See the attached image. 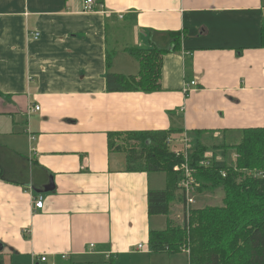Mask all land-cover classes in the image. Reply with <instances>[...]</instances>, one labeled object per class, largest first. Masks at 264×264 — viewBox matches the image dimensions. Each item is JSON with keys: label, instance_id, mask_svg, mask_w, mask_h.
<instances>
[{"label": "crops", "instance_id": "crops-1", "mask_svg": "<svg viewBox=\"0 0 264 264\" xmlns=\"http://www.w3.org/2000/svg\"><path fill=\"white\" fill-rule=\"evenodd\" d=\"M263 23L264 0H96L91 11L84 0H0L3 264L152 257L150 232L180 217L183 203L150 214L166 172L117 145L129 132L166 130L178 155L183 133L214 146L263 127ZM168 32L181 33L180 46ZM153 47L168 49L159 90L108 89V73L139 74L131 49ZM111 133H121L113 146ZM50 177L55 189L45 191Z\"/></svg>", "mask_w": 264, "mask_h": 264}, {"label": "trees", "instance_id": "trees-1", "mask_svg": "<svg viewBox=\"0 0 264 264\" xmlns=\"http://www.w3.org/2000/svg\"><path fill=\"white\" fill-rule=\"evenodd\" d=\"M168 34L173 37L175 48L180 46L181 33ZM261 39L264 46V23ZM167 50L160 47L131 49L140 62L139 74L108 73V89L159 90L162 56ZM202 133L196 131L197 135ZM241 133L236 144L224 139L221 144L207 146L199 138L195 139L189 162L196 169L194 176L200 183L196 193L223 188L222 204L193 207L189 219L184 216L182 227L168 218L165 229L150 232L152 252L184 251L189 264H264V126L247 128ZM119 136L121 133L110 134L112 146L116 144L113 139ZM169 136L166 130L129 132L125 144L117 145L128 151L131 162L139 161V165L149 171L166 172V188L149 193L150 214L169 215L173 201H185L180 187L181 169L175 166L182 163L184 157L170 151ZM132 139L138 143L131 144ZM210 149L214 153L209 164L202 165ZM0 264H3L1 259Z\"/></svg>", "mask_w": 264, "mask_h": 264}, {"label": "built area", "instance_id": "built-area-1", "mask_svg": "<svg viewBox=\"0 0 264 264\" xmlns=\"http://www.w3.org/2000/svg\"><path fill=\"white\" fill-rule=\"evenodd\" d=\"M95 8H96V0H84V10L91 11V10H94ZM39 35L40 34L38 32H35L33 34V37L38 38ZM193 83H194V81L192 82V84ZM35 109L39 110L40 106H36ZM179 138L181 139L180 142L182 143V149L177 154L183 155L184 161L182 162V168H180L178 166L176 168L181 169V173H182V179L180 181V187H181V192L185 197V201L183 203V216H186V218L189 219L191 209L194 207V204L197 202L196 191H197V188L199 187L200 183L196 180V178L194 176L196 169L194 167H192L190 162H189L190 161V153H191L192 148H193L192 139L186 133L181 134ZM167 142H168V144H171L173 142V139L168 138ZM211 155H212V153H206L205 158L201 161V164L202 165H208ZM43 204H44L43 197L40 196L36 200V206L38 208H42ZM91 246H93V244ZM138 247L140 249H143L144 245L139 244ZM67 256H68L67 254H62V258H66ZM110 257H111V255L108 254L107 258H110ZM40 260L46 261L47 260L46 254H43L40 257Z\"/></svg>", "mask_w": 264, "mask_h": 264}, {"label": "rangeland", "instance_id": "rangeland-1", "mask_svg": "<svg viewBox=\"0 0 264 264\" xmlns=\"http://www.w3.org/2000/svg\"><path fill=\"white\" fill-rule=\"evenodd\" d=\"M182 168V163L179 162L175 165ZM220 189V190H219ZM223 188H217L215 190L205 189L196 193L197 202L194 207H204L206 205H221V198ZM200 191V190H199ZM172 220L176 224H180L181 227L184 224L183 209L181 216L173 215ZM117 264H189L187 253L184 251L169 255L163 252H153L152 257L147 253H135L132 258L124 256Z\"/></svg>", "mask_w": 264, "mask_h": 264}, {"label": "water", "instance_id": "water-1", "mask_svg": "<svg viewBox=\"0 0 264 264\" xmlns=\"http://www.w3.org/2000/svg\"><path fill=\"white\" fill-rule=\"evenodd\" d=\"M55 189V184H54V180L53 177H50V181L49 183L45 186V191H52ZM38 190V189H37Z\"/></svg>", "mask_w": 264, "mask_h": 264}]
</instances>
